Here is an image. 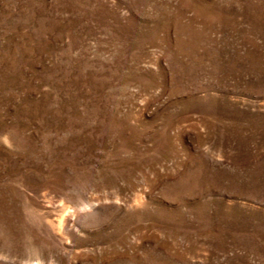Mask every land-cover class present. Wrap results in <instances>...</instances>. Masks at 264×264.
<instances>
[{
	"label": "rangeland",
	"instance_id": "obj_1",
	"mask_svg": "<svg viewBox=\"0 0 264 264\" xmlns=\"http://www.w3.org/2000/svg\"><path fill=\"white\" fill-rule=\"evenodd\" d=\"M0 264H264V0H0Z\"/></svg>",
	"mask_w": 264,
	"mask_h": 264
}]
</instances>
